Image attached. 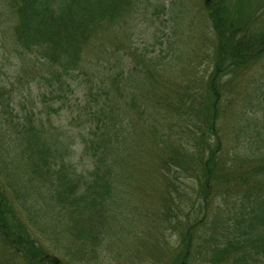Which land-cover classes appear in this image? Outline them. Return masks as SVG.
I'll return each instance as SVG.
<instances>
[{
    "label": "trees",
    "instance_id": "16d2710c",
    "mask_svg": "<svg viewBox=\"0 0 264 264\" xmlns=\"http://www.w3.org/2000/svg\"><path fill=\"white\" fill-rule=\"evenodd\" d=\"M1 2L0 8L8 6L4 36L13 41L14 49L26 62L42 64L46 75H38L37 78L51 82L53 88L47 92L53 93L51 98H62L61 93L72 91V86L80 88L82 99L70 101L69 106L77 112L73 118H78L80 113L87 114L88 118L82 121L94 123L84 150L92 159V169L87 172L95 178L87 183V179L83 180V176L77 175L75 171L68 173L67 169H57L56 174L44 171L49 163L45 162V156L57 161L55 166L73 163L64 158L71 150L63 140L55 149L46 145V132L40 128L42 124L44 128L50 125L47 118L34 124L29 118L22 120L16 113L11 117L9 145L2 147L3 144H0V157L8 159V155L14 162L13 169L5 172L0 170L3 174L0 180V203L6 201L10 204L9 210L12 209L13 205L7 199L3 185L7 190L10 189L17 203L21 202L20 198L28 196L30 189L21 175V170L27 168L26 160L32 170L26 175L30 177L35 174L38 185L47 191L45 200L41 202L44 210L48 208V213L59 216H97V220L80 221L84 236L97 242L95 240L107 230L108 215L116 213L118 205L115 201L116 188L112 186L108 171L121 168L119 154L126 147L124 139L119 140L117 136V128L128 130L129 127L128 119L125 120L123 111H119V99V103H123L122 109L129 111V117L134 110L137 112L129 123L136 115L140 121L146 122L150 150H154L156 144H162L161 153L167 152V155L166 159L161 157V166L168 163L169 153L176 156L179 152L184 154L179 161L182 168L187 156L199 165L200 170L194 174H199L200 199L205 201L206 209L194 227L196 231H193V235L198 240L197 244H194L190 232L179 237L183 243L179 264H189L195 253L196 257L204 254L200 264H264V154L258 152L260 137L257 136L261 134L256 131L249 134L245 132L243 137L244 128L234 126L235 144H257L252 147L255 149L252 158L239 157L237 153L233 159L230 153L226 157L219 155L221 140L217 135V121L221 92L216 87L220 72L233 74L236 72L234 68L246 66L261 57L264 53V31H253L247 26L237 28L210 13L212 28H217V43L213 50L217 60L212 63L211 71L204 81L206 88L199 93H187L192 101V105H189L183 101L182 93L176 94L174 99L172 95L158 94V88L166 84V55L162 52L155 55L147 53V48L140 47L131 35L137 23L156 21L160 18L159 13H166L163 0ZM205 2L207 4L208 0ZM110 49L112 55L109 54ZM123 56L128 60L125 69L119 65V62L122 64ZM130 64H133L132 68H128ZM33 77H36L35 71ZM123 83L135 86L134 91L139 92L123 93ZM42 101H45L44 97ZM82 102L87 106H78ZM257 104L259 108L264 106V95ZM157 108L165 111L158 113ZM262 115L264 118V112ZM177 123L181 124L182 135L176 131ZM254 123L259 121L255 120ZM0 164L6 168L4 162L0 161ZM106 174L109 176L106 177ZM115 176L118 177V173ZM98 178L101 180L97 181ZM100 182L101 185L98 184ZM35 189L38 190V186ZM37 194L38 191L35 196ZM209 197L222 198V202L230 207L224 222L218 213H208ZM9 213L15 216L12 210ZM7 215L6 205L4 209L0 205V233L9 239L12 232L8 224L12 226V223L8 222ZM20 219L21 225L14 226V233L26 228ZM11 220L15 221L16 218ZM28 222L33 223V219L28 218ZM206 228L211 229L208 239L204 235ZM64 234H70V229ZM16 240L21 244L19 247L29 249L23 250L27 253L28 262L47 264L40 257V246L23 238Z\"/></svg>",
    "mask_w": 264,
    "mask_h": 264
},
{
    "label": "rangeland",
    "instance_id": "374dc122",
    "mask_svg": "<svg viewBox=\"0 0 264 264\" xmlns=\"http://www.w3.org/2000/svg\"><path fill=\"white\" fill-rule=\"evenodd\" d=\"M205 1L163 0L166 13H159L160 18L156 21L137 23L131 34L140 47L147 48V53L155 55L162 52L166 55V84L158 88V94L172 95L174 99L176 94L182 93L183 101L189 105H192V101L187 93H199L206 88L204 81L211 71L212 63L217 60L213 54L217 43V28H212L210 13L237 28L247 26L253 31H264V0H208L207 4ZM1 3L0 0V6ZM7 9L8 6L0 8V125L7 127H0V144L5 147L10 143L12 115L18 113L22 120L29 118L34 124L47 118L50 125L44 128L42 124L40 128L46 132V145L55 149L63 140L71 150L64 158L73 163L55 166V162H58L45 156V162L49 163L44 171L53 174H56L57 169H67L68 173L75 171L90 183L95 176L87 172L92 169V159L84 149L94 123L89 120L82 121L88 118L87 114L80 113L78 118H73L77 112L69 106L70 101L82 99V92L80 88L72 86V91L61 93L62 98H51L53 93H47L53 88L51 82L37 78L38 75H46L42 64L26 62L14 49L13 41L4 36L7 29ZM109 54L112 55V49ZM121 59L122 64L119 62V65L125 69L128 60L125 56ZM132 67L133 64H130L128 68ZM33 70L36 77H33ZM234 70L236 72L233 74L220 72L221 77L216 82L217 90L221 92L220 116L217 121V135L221 140L219 155L226 157L230 153L233 159L237 153L239 157L252 158L255 151L252 147L257 144H235L236 133L233 127L244 128L243 137L245 132L249 134L256 131L261 134L257 135L260 137L258 152L264 154V106L259 108L257 104L264 95V53L256 61L246 66L239 65ZM122 89L123 93L136 90L135 86L130 87L126 83H123ZM11 90L13 92L10 93ZM118 105L120 113L123 111L124 119L130 122L136 110L129 117V111L122 109L123 103H119V99ZM78 106L87 104L82 102ZM157 111L161 113L165 110L157 108ZM117 117L120 118V115ZM145 118L146 116L144 120ZM255 120L259 123H254ZM129 122L128 130L117 128L119 140L124 139L126 142L125 150L119 154V160L122 159L121 168L108 171L112 186L116 188V213L108 215L107 230L95 240L97 242L85 237L80 225L82 219L97 220V216H59L48 213V208L44 210L41 202L45 200L47 191L38 185L35 174L30 177L26 175L32 170L25 160L27 168L21 170V175L30 189L28 196L20 198L21 202L17 203L14 195L10 194V189L7 190L3 185V191L13 205L11 210L15 216L9 213V203H0L3 209L6 205L8 222L12 223V226L8 224L12 232L9 239L0 233V264H32L28 262L27 253L23 251L28 248L19 247L21 244L16 240L18 238L40 246V257L47 264H179L183 251L182 239L179 237L190 232L194 238V227L206 209L205 201L200 199L202 194L199 174H194L200 170L199 165L187 156L183 160L182 168L179 161L184 154L179 152L176 156L169 153L168 163L161 166V157L166 159L167 155V152L161 153L162 144L154 146L152 143L154 150H150L146 122L140 121L137 115L132 118V123ZM176 125V131L182 135L181 124ZM6 157L8 159L0 157V161L6 164V168L0 164V170L4 172L14 167L13 160L8 155ZM116 173L118 177L115 176ZM2 177L3 174L0 173V180ZM100 180L101 178L97 179ZM36 186L38 190L35 189ZM34 189L38 191L36 196ZM207 200L210 202L207 205L208 213H218L224 222L230 207L222 202V198L209 197ZM12 218L16 220L12 221ZM20 218L26 228L19 231L20 234L14 233V226L21 225ZM28 218H32L33 223H29ZM69 229L70 234L65 235V231ZM210 234L211 229L206 228V239ZM197 242L194 238V244ZM203 260L204 254L196 257L195 253L189 264H200ZM33 264L43 263L33 261Z\"/></svg>",
    "mask_w": 264,
    "mask_h": 264
}]
</instances>
